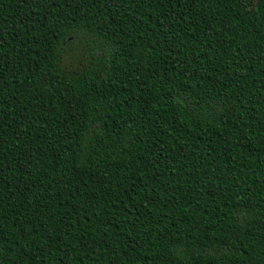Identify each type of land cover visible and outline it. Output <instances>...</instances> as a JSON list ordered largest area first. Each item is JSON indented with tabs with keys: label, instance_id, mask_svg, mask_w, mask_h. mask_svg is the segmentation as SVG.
<instances>
[{
	"label": "trees",
	"instance_id": "trees-1",
	"mask_svg": "<svg viewBox=\"0 0 264 264\" xmlns=\"http://www.w3.org/2000/svg\"><path fill=\"white\" fill-rule=\"evenodd\" d=\"M0 264H264V0H0Z\"/></svg>",
	"mask_w": 264,
	"mask_h": 264
}]
</instances>
